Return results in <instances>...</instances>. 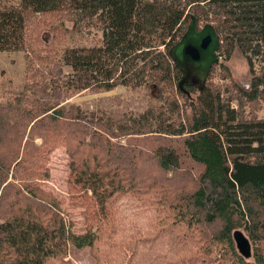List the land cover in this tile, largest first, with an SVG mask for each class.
<instances>
[{"label":"trees","instance_id":"1","mask_svg":"<svg viewBox=\"0 0 264 264\" xmlns=\"http://www.w3.org/2000/svg\"><path fill=\"white\" fill-rule=\"evenodd\" d=\"M65 19L72 30L94 29L98 42L66 47L59 59L58 47L40 55V28L59 43ZM192 19L220 37V63L200 90L178 86L169 56ZM19 51H28L37 84L31 97L0 100V264H70V246L90 249L97 264H264V119L246 120L228 96L240 106L264 101V0H0V52ZM235 52L248 64V85L210 84L216 69L229 74ZM118 86H150L160 102L102 123L60 101ZM146 135L182 139L202 167L191 184L167 177L180 171L174 148L150 156L110 142ZM55 146L69 154V200L88 225L80 235L43 189ZM238 230L251 259L236 250Z\"/></svg>","mask_w":264,"mask_h":264},{"label":"rangeland","instance_id":"2","mask_svg":"<svg viewBox=\"0 0 264 264\" xmlns=\"http://www.w3.org/2000/svg\"><path fill=\"white\" fill-rule=\"evenodd\" d=\"M57 24L58 22H53V25ZM72 28L73 24L68 19H65L59 30V35L63 39H60V42L57 43V40L53 39V31L49 32L46 28L41 27L39 30V37L41 36L38 46L39 54L46 55L50 48L58 47L59 56L57 58L59 59L60 53L66 47H89L93 46L99 40L98 37L100 35L96 34L94 29L88 30L81 28L76 31L72 30ZM200 28H202V25L198 27V29ZM27 54L28 51L0 52V100H11V97H14L18 93H26L27 97H31V94H33L30 88L36 85L37 82L33 81L31 77L29 79L32 71L27 67ZM231 57L227 63L229 74L220 68L216 69L210 82V84L219 87L221 90H224L223 87L225 86L230 87L233 83L240 87H246L251 79L248 64L241 55L235 52ZM260 61L258 60L255 63V69L257 70L262 65ZM62 73L68 75L70 69L63 67ZM46 77L47 75H44L40 80L42 81ZM158 96V90L150 86L136 89L118 86L109 92L92 93L91 91L85 90L70 98L69 96L61 98L60 101H62V105L76 106L79 114L84 119L107 123V121L114 122L125 116L137 118L147 107L159 104ZM228 96L234 98L232 107L237 108L240 115L246 120L264 119V101H259V103L252 105L245 104L240 106L235 101L234 93L230 92ZM110 132H115V129L112 128ZM97 133L101 134L100 132ZM110 142L117 147H133L137 152L140 151L150 156L152 155V150L159 146L174 148L180 156V171L174 174L169 173L167 177H174V180L180 184H191L194 177L202 170L200 165L192 162L188 158L182 139H168L158 135H146L121 139L111 138ZM34 143L35 145H39L41 143L40 138H35ZM69 160L67 148L63 146H55L48 153L47 171L49 172V178L46 180L43 189L46 193H50L61 202L59 205L60 215L64 216L66 223L72 225L71 231L80 235L86 232L88 225L83 215L84 209L76 206L69 200L67 180ZM150 173L155 175L152 169H150ZM240 231L243 232L242 230ZM68 251L64 260L70 264H97V260L90 249L78 250L70 246Z\"/></svg>","mask_w":264,"mask_h":264},{"label":"water","instance_id":"3","mask_svg":"<svg viewBox=\"0 0 264 264\" xmlns=\"http://www.w3.org/2000/svg\"><path fill=\"white\" fill-rule=\"evenodd\" d=\"M219 45L220 37L212 25L207 24L198 29L196 20L192 19L181 40L169 51L173 63L182 73L178 86L182 88L186 83L184 77L189 71L191 77L196 79L197 89L200 90L212 67L219 63ZM233 241L238 254L245 260L251 259V244L243 232L235 231Z\"/></svg>","mask_w":264,"mask_h":264},{"label":"flooded vegetation","instance_id":"4","mask_svg":"<svg viewBox=\"0 0 264 264\" xmlns=\"http://www.w3.org/2000/svg\"><path fill=\"white\" fill-rule=\"evenodd\" d=\"M184 79H185L186 83L183 86H190V87H194L195 89H197V87H196L197 85L195 84L196 83V79L194 77H191L189 71H187V74L184 77Z\"/></svg>","mask_w":264,"mask_h":264}]
</instances>
